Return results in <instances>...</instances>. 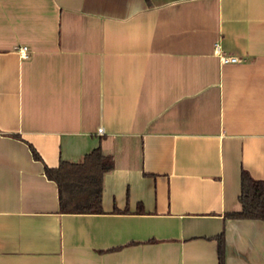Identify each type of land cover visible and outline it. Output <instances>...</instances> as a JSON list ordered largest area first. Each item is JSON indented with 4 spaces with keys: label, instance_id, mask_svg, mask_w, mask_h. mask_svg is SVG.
<instances>
[{
    "label": "crops",
    "instance_id": "0c3cea01",
    "mask_svg": "<svg viewBox=\"0 0 264 264\" xmlns=\"http://www.w3.org/2000/svg\"><path fill=\"white\" fill-rule=\"evenodd\" d=\"M98 146L102 212H62L44 168ZM242 170L264 180V0H0V264H219L220 235L264 264Z\"/></svg>",
    "mask_w": 264,
    "mask_h": 264
},
{
    "label": "trees",
    "instance_id": "16d2710c",
    "mask_svg": "<svg viewBox=\"0 0 264 264\" xmlns=\"http://www.w3.org/2000/svg\"><path fill=\"white\" fill-rule=\"evenodd\" d=\"M32 155H39L31 147ZM109 157L103 155L100 146L94 148L80 163L61 161L57 168H44L46 177L56 182L59 205L62 212L101 213L102 181L105 172L112 168ZM241 210L229 214L235 218L264 220V180L253 179L247 171L240 175ZM218 261L224 264V238L217 237Z\"/></svg>",
    "mask_w": 264,
    "mask_h": 264
},
{
    "label": "built area",
    "instance_id": "2783aa9c",
    "mask_svg": "<svg viewBox=\"0 0 264 264\" xmlns=\"http://www.w3.org/2000/svg\"><path fill=\"white\" fill-rule=\"evenodd\" d=\"M21 51L24 52V56H26V47H22L20 49ZM221 58L222 60L225 62V63H236V62H239L241 59L236 57V56H228V55H225V54H222L221 55ZM99 134H103V129L102 128H99L98 131H97Z\"/></svg>",
    "mask_w": 264,
    "mask_h": 264
}]
</instances>
